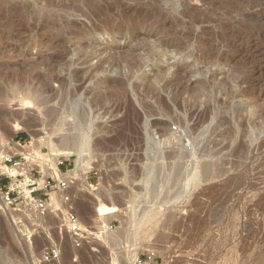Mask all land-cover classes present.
Listing matches in <instances>:
<instances>
[{"label": "rangeland", "instance_id": "1", "mask_svg": "<svg viewBox=\"0 0 264 264\" xmlns=\"http://www.w3.org/2000/svg\"><path fill=\"white\" fill-rule=\"evenodd\" d=\"M27 87L52 105L82 95L100 116L91 140L93 168L84 184L73 181L72 190L90 236L75 250L61 230V217L3 209L0 264H44L41 253L49 246L60 252L51 264H136L149 253L155 260L145 264H264V0H0L4 144L31 145L51 129L46 107L17 105ZM240 107L251 109V121L263 125L250 151L244 137L249 117L235 112ZM206 108L221 115L203 120ZM13 114L33 119L30 130L37 135L14 131ZM64 120L71 126L70 117ZM145 121L157 138L169 131L181 135L190 151L192 137L211 131L205 153L199 150L192 159L214 164L216 172L198 174L176 206L151 207L139 221L137 243L145 249L125 261L127 246L103 239L120 221L104 229L99 206L123 210L133 204ZM223 133L234 135L233 146L221 139ZM175 146L173 140L166 152ZM239 147L242 155L235 152ZM235 175L237 184L231 182Z\"/></svg>", "mask_w": 264, "mask_h": 264}, {"label": "bare ground", "instance_id": "2", "mask_svg": "<svg viewBox=\"0 0 264 264\" xmlns=\"http://www.w3.org/2000/svg\"><path fill=\"white\" fill-rule=\"evenodd\" d=\"M152 49L155 48L152 47L150 50L153 51ZM72 77H74V75H72ZM81 97L82 95L73 94L70 100L60 104L55 100L52 105L46 98L38 100L40 95L36 90L29 87L25 88L17 105L29 108L32 102V105L34 103L40 108L46 107L45 116L52 125L50 130H43L46 136L38 139L33 138V144L23 146L22 148H20L18 144H15L13 149L33 156L34 166L40 167L44 172L47 164L35 158L41 156L44 159L50 160L53 164H56L61 158L72 161L73 167L68 170L66 176L72 179L74 178L75 182L76 180L78 182L83 181L82 184H84V174L93 168L92 159L94 156V148L91 146V140L95 123L100 119V116L94 114L88 98ZM56 105L60 106V110L54 108ZM235 112L237 114L242 112L249 117L248 128L245 131L244 137L246 139V151H250V148L257 143L263 133V125L251 121L254 115L251 109L240 107L237 108ZM220 115L221 112L215 111L213 113L206 108L201 113V118L205 120L211 116L210 121H213ZM12 116L14 131L17 129L25 130L31 135H37V133H34L35 130H30L32 125L35 124L33 119H24L22 116H18V114H13ZM66 116L71 118V126H67L64 120ZM222 120V117H220V121ZM180 121L182 125L185 120ZM218 123L221 124L219 121ZM169 132L166 133V137L163 139L157 138L148 130L147 122L145 121L143 123L144 162L142 163L143 167L139 170V187L137 193L134 195L133 204L123 210H119L115 206H111L110 208L104 205L99 206L98 219L104 229L109 227L111 220L118 219L120 221L121 227L115 231L105 230L103 232V239L110 245H126L127 249L123 250V260L125 261H130L131 257L135 258L138 250L145 249V245L137 243L138 228L140 226L139 221L145 217L149 209L156 205H171L177 200L184 199L186 196L185 194H188L190 191L193 181L198 174L204 172L209 176V173L215 170L214 164L203 162L201 158L199 162L192 159L199 150L205 153L202 145L206 136L211 131L204 129L190 139V144L193 146L192 151L187 150L181 135L174 137V135ZM182 133L185 137L189 135L186 128ZM121 137L122 135H120V138ZM220 137H222L221 139H223V141H229L228 147L233 146L235 142L233 134L229 133L224 137L223 135ZM173 140H176V146L172 150L170 149L169 152H166V145L172 144ZM263 141L261 140L258 143L259 146ZM9 142L10 140L8 143ZM43 148L46 149L47 152L43 153ZM242 149V147H239L235 152L242 155ZM3 153L5 156L9 155L10 148H6ZM167 159L171 160V162L167 163ZM238 180V176L235 175L231 182L237 184ZM86 187L97 190L94 185H86ZM81 202H78L76 207L80 212L86 214V206Z\"/></svg>", "mask_w": 264, "mask_h": 264}, {"label": "built area", "instance_id": "3", "mask_svg": "<svg viewBox=\"0 0 264 264\" xmlns=\"http://www.w3.org/2000/svg\"><path fill=\"white\" fill-rule=\"evenodd\" d=\"M15 144L22 148L29 143L21 144L19 140H12L9 144H4L0 141V210L31 212L42 219L61 217V230L69 237L73 248L79 250L90 235L82 226L74 208V179L66 176L71 161L59 159L53 164L41 156L35 158L47 164L44 172L40 167L33 165L34 157L31 155L15 151L5 156L4 150L13 148ZM59 258L60 252L55 246L46 247L41 253V261L44 264L57 262ZM153 260L154 254L149 253L144 257L138 256L136 264L151 263Z\"/></svg>", "mask_w": 264, "mask_h": 264}, {"label": "water", "instance_id": "4", "mask_svg": "<svg viewBox=\"0 0 264 264\" xmlns=\"http://www.w3.org/2000/svg\"><path fill=\"white\" fill-rule=\"evenodd\" d=\"M203 176H205V174H203ZM203 176H202V177H203ZM193 187H194V184H193L192 187H191L192 190H193ZM185 195L187 196V193H186ZM186 196H185V198H186ZM180 202H181V201H179V202H177V203H175V204L173 203V204H171V205L168 206V207H169V208H172V207L176 206L177 204H179Z\"/></svg>", "mask_w": 264, "mask_h": 264}]
</instances>
